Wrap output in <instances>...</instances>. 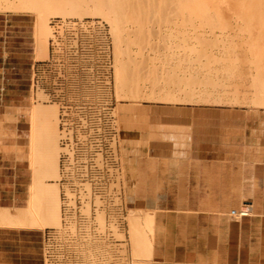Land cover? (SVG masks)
<instances>
[{
  "label": "crops",
  "instance_id": "obj_1",
  "mask_svg": "<svg viewBox=\"0 0 264 264\" xmlns=\"http://www.w3.org/2000/svg\"><path fill=\"white\" fill-rule=\"evenodd\" d=\"M4 49L0 209H18L25 168L14 147L31 104L20 74L6 71ZM212 103L142 104L131 116L125 195L148 264H264V107ZM245 203L249 215H230ZM36 231L0 226V264H44Z\"/></svg>",
  "mask_w": 264,
  "mask_h": 264
},
{
  "label": "rangeland",
  "instance_id": "obj_2",
  "mask_svg": "<svg viewBox=\"0 0 264 264\" xmlns=\"http://www.w3.org/2000/svg\"><path fill=\"white\" fill-rule=\"evenodd\" d=\"M34 19L33 15L27 13L0 11V46L5 48L4 55H8L6 71L20 74V88L24 94L29 92L30 104L55 105L57 111L59 106L60 129L65 127L75 135L74 142L60 143L66 149L60 157V179L57 181L61 198L60 228L34 232L37 235L41 232L44 234V264H136L131 241L130 217L133 209L127 205L125 195L124 134L130 130L131 116L136 113L134 110L142 104H188L189 100L170 101L162 97L170 81H178L173 75H170L173 80L170 76L160 78L159 85L164 84L160 85L161 90L158 89L159 85L155 89L161 67L166 65L165 68H175L178 60L173 58L170 61L162 56L154 61L147 57L136 56L134 59V56L130 55V58L125 55L123 63L126 73H129L126 74V83L130 86L125 85V92L128 87L129 90L124 95L128 96L121 94L118 98L115 90L113 37L105 20L86 16L82 20L77 17L63 20L56 14L48 15L47 22L53 31L47 40L48 57L36 59L33 46ZM136 49L133 47V50ZM211 49L216 50L217 47H202L204 51ZM20 55L27 58H20ZM197 57L193 55L185 63L181 62V67L187 68L192 64L190 68H198L205 60L204 57H198L201 60ZM198 61L201 63L197 64ZM34 63L32 73L31 65ZM153 66L158 67L159 71ZM152 68L156 74L148 75V70ZM176 69L175 75L186 77L183 72L180 74V69ZM132 76L137 80H132ZM132 85L137 87L136 92L139 91L137 98L129 94ZM218 89L214 88V92L221 94L223 90L220 87ZM175 90L172 91L178 97L188 98L189 89ZM63 108L66 110L64 117ZM98 116L102 122L100 143H96L98 139L93 140ZM26 131L28 125L24 124L21 133L24 145L27 141ZM98 144L100 150L97 149ZM27 154L28 149L25 148L19 155L23 160L21 165L25 168L23 205L27 203L28 187L32 183ZM100 211L104 214L103 227H100L98 220ZM71 225H74L73 230Z\"/></svg>",
  "mask_w": 264,
  "mask_h": 264
},
{
  "label": "bare ground",
  "instance_id": "obj_3",
  "mask_svg": "<svg viewBox=\"0 0 264 264\" xmlns=\"http://www.w3.org/2000/svg\"><path fill=\"white\" fill-rule=\"evenodd\" d=\"M0 11L34 16L33 46L36 59L48 57L47 40L53 32L47 22L48 15L56 14L63 20L68 17L82 20L85 16L105 20L113 37L118 98L124 95L125 85H128L126 74L129 73H126L123 63L125 55L134 56V59L136 56L147 57L154 61L163 56L168 60H178L177 67L168 69L163 64L161 75L157 72L159 78L156 79L155 89L160 78L173 75L178 80L172 83L169 80L167 89H163L162 97L165 100L264 107V0H0ZM206 45L217 49L202 50ZM133 47L137 49L133 50ZM193 55L204 57L205 62L198 68H190L192 64L182 68L181 62L188 61ZM176 68L186 77L175 75ZM154 69L148 70V75H155ZM134 78L132 76V80ZM152 79L155 80L154 77ZM160 85L158 89L161 90ZM137 87L132 85L129 93L133 98L139 96ZM216 87L223 90L221 94L214 92ZM175 89H189L188 98L178 97L173 93ZM210 89L215 94L209 92ZM24 116L28 125L27 141L25 145L16 142L14 151L22 154L25 148L28 149L32 183L28 187L24 207L0 209V226L39 231L60 228L61 198L57 181L60 179L59 161L63 151L60 143L64 136L59 127L60 108L58 106L57 111L55 105L31 103ZM98 220L100 227H103V211L99 212ZM111 226L114 230L113 223ZM70 228L73 230L74 225ZM131 236L135 263L148 264L147 243L144 242L141 250L134 229Z\"/></svg>",
  "mask_w": 264,
  "mask_h": 264
},
{
  "label": "built area",
  "instance_id": "obj_4",
  "mask_svg": "<svg viewBox=\"0 0 264 264\" xmlns=\"http://www.w3.org/2000/svg\"><path fill=\"white\" fill-rule=\"evenodd\" d=\"M34 67H35V65L33 66V69H32V73H33V70H34ZM32 80H33V78H32ZM33 82V81H32ZM62 113H63V115H62V117H64V114L66 113V110L63 108V110H62ZM98 120L96 121V123H97V125L98 126H94L96 129H95V133H94V138H93V140H97L98 139V141L99 142H96V143H100V134L101 133H99L100 132V127H101V121L99 120V116L98 117H96ZM61 120V119H60ZM62 132H63V134H64V136L61 138V143L62 142H74L75 140H74V134L72 133V131H69V130H67L65 127H64V129L63 130H61ZM98 132V133H97ZM63 148V147H62ZM98 150H100L99 149V144H98V148H97ZM64 151H66V149L65 148H63V151L62 152H64ZM61 155H62V153H61ZM250 205L248 204V203H245L240 209H238V211H236V210H232L231 212H230V215H232V216H238V218L239 217H242V216H247V215H249V213H250Z\"/></svg>",
  "mask_w": 264,
  "mask_h": 264
}]
</instances>
